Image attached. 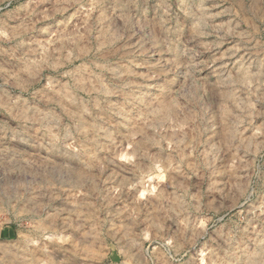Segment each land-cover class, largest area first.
<instances>
[{
  "label": "rangeland",
  "instance_id": "374dc122",
  "mask_svg": "<svg viewBox=\"0 0 264 264\" xmlns=\"http://www.w3.org/2000/svg\"><path fill=\"white\" fill-rule=\"evenodd\" d=\"M0 264H264V0H0Z\"/></svg>",
  "mask_w": 264,
  "mask_h": 264
}]
</instances>
